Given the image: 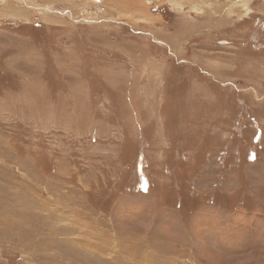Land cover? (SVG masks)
I'll list each match as a JSON object with an SVG mask.
<instances>
[{"label":"rangeland","instance_id":"1","mask_svg":"<svg viewBox=\"0 0 264 264\" xmlns=\"http://www.w3.org/2000/svg\"><path fill=\"white\" fill-rule=\"evenodd\" d=\"M0 264H264V0H0Z\"/></svg>","mask_w":264,"mask_h":264},{"label":"bare ground","instance_id":"2","mask_svg":"<svg viewBox=\"0 0 264 264\" xmlns=\"http://www.w3.org/2000/svg\"><path fill=\"white\" fill-rule=\"evenodd\" d=\"M131 1H133V0H131ZM133 6V5H132ZM137 6V5H136ZM137 8V7H136Z\"/></svg>","mask_w":264,"mask_h":264}]
</instances>
